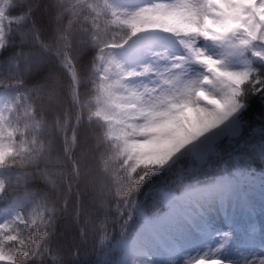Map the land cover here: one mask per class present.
I'll return each mask as SVG.
<instances>
[{"label":"snow or ice","instance_id":"snow-or-ice-1","mask_svg":"<svg viewBox=\"0 0 264 264\" xmlns=\"http://www.w3.org/2000/svg\"><path fill=\"white\" fill-rule=\"evenodd\" d=\"M256 156L264 0H0V264H264Z\"/></svg>","mask_w":264,"mask_h":264},{"label":"trees","instance_id":"trees-1","mask_svg":"<svg viewBox=\"0 0 264 264\" xmlns=\"http://www.w3.org/2000/svg\"><path fill=\"white\" fill-rule=\"evenodd\" d=\"M238 159L239 158H237V160ZM241 166L244 168H250L251 172L255 174L256 184L249 189V194L252 195L256 201H259L260 198L259 178L264 176V159H261L259 156H256L254 158L244 157ZM199 179L202 181L210 180L211 174L202 175L199 177Z\"/></svg>","mask_w":264,"mask_h":264},{"label":"rangeland","instance_id":"rangeland-1","mask_svg":"<svg viewBox=\"0 0 264 264\" xmlns=\"http://www.w3.org/2000/svg\"><path fill=\"white\" fill-rule=\"evenodd\" d=\"M191 115V113H189ZM256 223H257V231L259 230V225L262 223V217L257 216L256 217Z\"/></svg>","mask_w":264,"mask_h":264}]
</instances>
